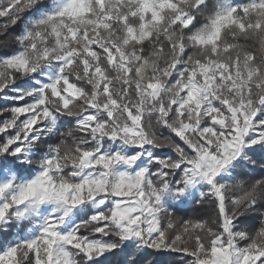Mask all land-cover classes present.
Segmentation results:
<instances>
[{
  "label": "snow or ice",
  "instance_id": "snow-or-ice-1",
  "mask_svg": "<svg viewBox=\"0 0 264 264\" xmlns=\"http://www.w3.org/2000/svg\"><path fill=\"white\" fill-rule=\"evenodd\" d=\"M0 264H264V0H0Z\"/></svg>",
  "mask_w": 264,
  "mask_h": 264
},
{
  "label": "trees",
  "instance_id": "trees-1",
  "mask_svg": "<svg viewBox=\"0 0 264 264\" xmlns=\"http://www.w3.org/2000/svg\"><path fill=\"white\" fill-rule=\"evenodd\" d=\"M183 214V213H182Z\"/></svg>",
  "mask_w": 264,
  "mask_h": 264
}]
</instances>
